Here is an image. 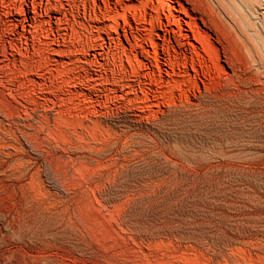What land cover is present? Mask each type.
<instances>
[{"label": "rangeland", "instance_id": "374dc122", "mask_svg": "<svg viewBox=\"0 0 264 264\" xmlns=\"http://www.w3.org/2000/svg\"><path fill=\"white\" fill-rule=\"evenodd\" d=\"M260 6L42 0L40 43L2 33L0 264H264Z\"/></svg>", "mask_w": 264, "mask_h": 264}, {"label": "bare ground", "instance_id": "6f19581e", "mask_svg": "<svg viewBox=\"0 0 264 264\" xmlns=\"http://www.w3.org/2000/svg\"><path fill=\"white\" fill-rule=\"evenodd\" d=\"M236 1H238V4H241L242 12L247 14L248 18H250V19L252 18L251 14H253L251 12L252 7H254V6L257 7L258 5H261L258 9L261 10L262 8H264V7H262L264 5V0H236ZM257 3H259V4H257ZM29 4L31 5V11L29 10ZM28 12L32 13V16L29 18H31L33 20V22L35 23L34 26H36L38 43H40V33L42 30V0H29V2L26 0H0V44L4 43V42H2V39H1V36H3L2 33L9 35V36H13V34H14L13 26L16 27L17 24H21L22 30L25 29V25L28 22L27 21ZM260 14H263V13L260 12ZM16 16H19V18H17ZM2 29H3V31H2ZM2 46H4V44H2ZM1 48H3V47H0V49ZM3 54L4 53H2V55Z\"/></svg>", "mask_w": 264, "mask_h": 264}]
</instances>
